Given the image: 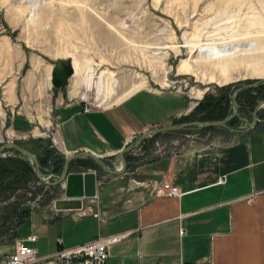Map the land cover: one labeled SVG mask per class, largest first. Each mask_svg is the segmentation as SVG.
<instances>
[{"label": "rangeland", "instance_id": "rangeland-1", "mask_svg": "<svg viewBox=\"0 0 264 264\" xmlns=\"http://www.w3.org/2000/svg\"><path fill=\"white\" fill-rule=\"evenodd\" d=\"M233 43L254 46L227 59L232 65L228 73L204 64L213 56L212 46ZM59 64L73 65L76 74L67 86L55 89L52 75ZM101 76L109 83L106 105L98 101ZM213 78L228 81L222 84ZM263 80L264 0H0V146L14 141L36 156L37 147L40 157L44 149L53 153L54 160L41 166L50 182L62 174L65 161L56 149H63L56 142L57 132L44 128L53 111L69 106L110 108L140 88L189 96L194 108L178 124L213 122L201 120L208 106L219 103L222 110L229 100L232 115L234 92ZM243 91L237 100L239 121L228 125L238 131L250 128L255 109L264 102V86ZM202 102L205 107L200 109ZM28 118L36 124L27 123ZM259 124L264 125V106L257 114ZM213 128L169 133L154 146L152 158L181 159L234 140L225 128ZM6 153L21 156L13 149ZM24 161L35 173L33 162ZM14 179L10 174L8 181ZM27 181L26 187L0 198V264L14 253L18 239L38 236V242L29 245L38 249L39 258L57 245L60 228L45 219L51 220L50 212L62 194L32 177ZM10 209L16 213L11 215ZM23 209L31 210V218L21 222L18 215Z\"/></svg>", "mask_w": 264, "mask_h": 264}, {"label": "crops", "instance_id": "crops-1", "mask_svg": "<svg viewBox=\"0 0 264 264\" xmlns=\"http://www.w3.org/2000/svg\"><path fill=\"white\" fill-rule=\"evenodd\" d=\"M69 107L44 120L63 146L56 149L65 157L90 152L108 164L144 132L178 124L194 108L185 94L148 89L102 110ZM165 135L126 155L127 170L120 176L87 167L86 161L71 164L73 173H98L97 197L85 200L80 211L51 210L45 222L59 226L60 233L55 250L43 258L127 235L109 249L108 264H264V125L227 132L235 138L220 149L152 158ZM164 185L178 187L181 195L167 196ZM56 189L64 198L63 187Z\"/></svg>", "mask_w": 264, "mask_h": 264}, {"label": "water", "instance_id": "water-1", "mask_svg": "<svg viewBox=\"0 0 264 264\" xmlns=\"http://www.w3.org/2000/svg\"><path fill=\"white\" fill-rule=\"evenodd\" d=\"M75 75L74 66H65L59 64L53 69L52 75V86L55 89H61L64 86H67L69 80ZM260 86H264V80L256 82L254 84H243L238 88L232 96V104L234 111L232 115L226 118L223 121H213V122H192L172 125L164 128L149 130L141 134L136 138L131 144L126 148L121 150L115 157L113 161L108 164L106 160L97 156L96 154L90 152H79L70 156L65 157V162L63 166L62 174L54 182L47 180L41 171L40 162L35 154L31 151L21 147L16 144L14 141H9L6 144L0 146V159L12 157L6 154L7 150L13 149L14 151L20 153L21 156H16L23 160H31L34 164L35 173L37 178L49 187L62 186L64 189V198L58 199L55 201V209L57 211H80L84 208V201L91 200L97 197L98 191V173L97 172H86V173H73L71 172V164L80 159H90L94 161L101 171L106 174L120 176L123 175L127 170V159L126 155L130 154L136 148H138L145 140L150 137L161 135L165 133L180 132L185 130H199V129H208V128H225L230 132H250L255 126L257 121V114L261 107L264 106V102L261 103L254 112V122L249 123L250 128L246 131H238L231 129L228 124L239 117V104L237 102V95L243 90L254 89ZM246 121V119H245Z\"/></svg>", "mask_w": 264, "mask_h": 264}, {"label": "built area", "instance_id": "built-area-1", "mask_svg": "<svg viewBox=\"0 0 264 264\" xmlns=\"http://www.w3.org/2000/svg\"><path fill=\"white\" fill-rule=\"evenodd\" d=\"M166 195L180 196L178 187L165 185ZM94 217H99L89 209ZM127 235L98 238L92 242L73 247L61 248L49 257L39 258L38 249L30 246L38 242V236L31 235L26 239H18L13 254L7 257L5 264H108L109 249L119 244ZM176 264H204L203 262H180Z\"/></svg>", "mask_w": 264, "mask_h": 264}, {"label": "trees", "instance_id": "trees-1", "mask_svg": "<svg viewBox=\"0 0 264 264\" xmlns=\"http://www.w3.org/2000/svg\"><path fill=\"white\" fill-rule=\"evenodd\" d=\"M231 88V86H229L227 89ZM244 92V91H243ZM242 93H239V95L237 96V100L239 101V96ZM218 102V101H216ZM218 104L216 103L215 106H208L209 108L207 109V114L205 117H203L201 120L203 121H223L226 118L229 117L230 113H231V105L229 103V100H226L224 108L222 110H219L221 108H218ZM202 107H205L204 102H202L199 106V108L201 109ZM219 110V113H218ZM237 121H239L238 118L233 119L228 125H230L231 127H234L235 124L237 123ZM215 129V128H211ZM169 133H167L166 135H168ZM161 135L155 136L156 138H159ZM155 138V139H156ZM40 149V147H37V151H35L37 153V156L39 157L40 163L42 168H44V163L46 164L47 162L54 160L55 155H53V153L48 152L47 150H42L43 151V156L40 157L38 150ZM78 161H83L85 162V165H87V167H91L92 169L95 170H101L99 168V166L92 160L90 159H80ZM61 162H65L64 160H62ZM58 162L55 163V165ZM60 163V162H59ZM13 165L14 169L10 170L8 169V166ZM17 167V168H16ZM33 169L31 168L30 164L28 162H25L22 159H18L16 157H7V158H1L0 159V198L8 191L10 190H20L23 187L27 186V179L28 178H34L36 180L39 181V179L36 176V173H34ZM10 174H13L15 176V179L12 181H8ZM7 182V183H6ZM10 213L15 214L16 210H11L10 209ZM18 217L20 218L21 222H24L26 220H29L31 218V210L30 209H23L22 211L19 212Z\"/></svg>", "mask_w": 264, "mask_h": 264}, {"label": "bare ground", "instance_id": "bare-ground-1", "mask_svg": "<svg viewBox=\"0 0 264 264\" xmlns=\"http://www.w3.org/2000/svg\"><path fill=\"white\" fill-rule=\"evenodd\" d=\"M223 45V44H222ZM216 46V45H214ZM254 45L252 44H247L246 46L244 44H225V46H216V47H211L210 50L213 53V56H208L206 57L204 64H206L207 67H211L214 70H218L220 73L222 74H226L229 72L230 68H231V63L229 62V60H227L230 56H234L236 54H238L239 52H243V48L246 47L248 48V50L252 49ZM211 70V69H210ZM76 74V72H75ZM195 74V73H194ZM212 80V78H211ZM228 80H218L213 78V82H217V83H226ZM145 84V83H144ZM142 85L143 87L145 85ZM108 78L105 76H101L99 79V84H98V101L102 104V105H106L108 102ZM113 86H116V83L113 84ZM142 88V87H141ZM140 91V88H134L132 89L130 92H128L127 94H125L122 98V100L129 98L130 96H132L133 94H135L136 92ZM77 95V94H75Z\"/></svg>", "mask_w": 264, "mask_h": 264}]
</instances>
